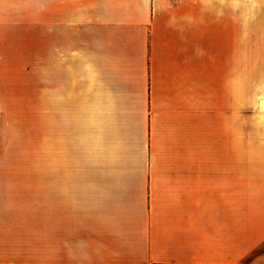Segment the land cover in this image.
<instances>
[{"label":"crops","instance_id":"0c3cea01","mask_svg":"<svg viewBox=\"0 0 264 264\" xmlns=\"http://www.w3.org/2000/svg\"><path fill=\"white\" fill-rule=\"evenodd\" d=\"M49 52L55 134L94 114L97 153L0 169V264H264V13L49 0Z\"/></svg>","mask_w":264,"mask_h":264},{"label":"rangeland","instance_id":"374dc122","mask_svg":"<svg viewBox=\"0 0 264 264\" xmlns=\"http://www.w3.org/2000/svg\"><path fill=\"white\" fill-rule=\"evenodd\" d=\"M248 9L263 14L264 0H248ZM257 49L250 42V63ZM49 59V0H0V169H48L52 153H97L94 114L62 115L67 138L55 134L61 115L50 113ZM249 89L251 108L264 82Z\"/></svg>","mask_w":264,"mask_h":264},{"label":"bare ground","instance_id":"6f19581e","mask_svg":"<svg viewBox=\"0 0 264 264\" xmlns=\"http://www.w3.org/2000/svg\"><path fill=\"white\" fill-rule=\"evenodd\" d=\"M262 105H263V108H264V101H263Z\"/></svg>","mask_w":264,"mask_h":264}]
</instances>
